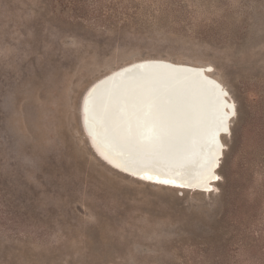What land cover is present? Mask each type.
I'll list each match as a JSON object with an SVG mask.
<instances>
[{
	"label": "rangeland",
	"instance_id": "obj_1",
	"mask_svg": "<svg viewBox=\"0 0 264 264\" xmlns=\"http://www.w3.org/2000/svg\"><path fill=\"white\" fill-rule=\"evenodd\" d=\"M141 57L211 64L229 90L214 192L89 147L83 92ZM0 264H264V0H0Z\"/></svg>",
	"mask_w": 264,
	"mask_h": 264
},
{
	"label": "bare ground",
	"instance_id": "obj_2",
	"mask_svg": "<svg viewBox=\"0 0 264 264\" xmlns=\"http://www.w3.org/2000/svg\"><path fill=\"white\" fill-rule=\"evenodd\" d=\"M152 60L192 71L151 66ZM137 63L146 67L112 84L111 74ZM202 68L208 70L199 76ZM212 72L211 64L141 57L102 73L88 87L104 85L85 99L89 147L110 168L139 181L214 192L222 135L231 134L237 110Z\"/></svg>",
	"mask_w": 264,
	"mask_h": 264
},
{
	"label": "water",
	"instance_id": "obj_3",
	"mask_svg": "<svg viewBox=\"0 0 264 264\" xmlns=\"http://www.w3.org/2000/svg\"><path fill=\"white\" fill-rule=\"evenodd\" d=\"M149 65L151 66H167V67H170V68H173V69H183L185 71H192L190 70L189 68H179V67H176V66H173V65H169V64H164V63H161L159 61H156V60H152L151 63H149ZM146 67V64H132L131 66H129L128 68L124 69V70H118L117 72L111 74V77H110V80L112 81V84L113 83H117V81H119L120 79H123L124 77H126L127 75L129 74H132V73H136V72H141L143 68ZM206 70H208V68H202L200 71L196 72L199 76H202L204 74V72H206ZM99 83V82H98ZM104 82H101L100 84H94L93 86L91 87H88L87 89H85V91L83 92V95L82 97L80 98V101H79V123H80V127H81V131H83V134L84 136L86 135V141L87 143L91 144V133H89V136H87V128H86V125H85V118H84V115L86 113V108H87V103H86V97L92 95V93L94 92V90L99 86L100 88L104 85L103 84ZM103 84V85H102ZM94 89V90H93ZM222 132V131H220ZM91 136V137H90ZM104 163V162H103Z\"/></svg>",
	"mask_w": 264,
	"mask_h": 264
},
{
	"label": "snow or ice",
	"instance_id": "obj_4",
	"mask_svg": "<svg viewBox=\"0 0 264 264\" xmlns=\"http://www.w3.org/2000/svg\"><path fill=\"white\" fill-rule=\"evenodd\" d=\"M221 126L223 127V122L221 123ZM223 130H224V131H227V128H224Z\"/></svg>",
	"mask_w": 264,
	"mask_h": 264
}]
</instances>
